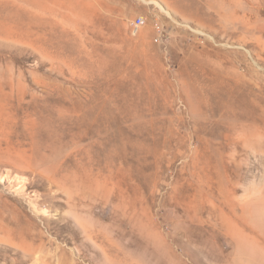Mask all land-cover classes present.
<instances>
[{
	"label": "rangeland",
	"instance_id": "1",
	"mask_svg": "<svg viewBox=\"0 0 264 264\" xmlns=\"http://www.w3.org/2000/svg\"><path fill=\"white\" fill-rule=\"evenodd\" d=\"M40 1L0 2V264H264V0Z\"/></svg>",
	"mask_w": 264,
	"mask_h": 264
},
{
	"label": "bare ground",
	"instance_id": "2",
	"mask_svg": "<svg viewBox=\"0 0 264 264\" xmlns=\"http://www.w3.org/2000/svg\"><path fill=\"white\" fill-rule=\"evenodd\" d=\"M34 1L35 2H33L31 0H0L2 5H4V4L10 5V6L16 8L19 11L25 10V11H29L33 15H36V14H38L41 11L40 5H42V6H44V5L41 3L40 0H34ZM51 13L53 14V11H51ZM1 17L4 18V15L2 13L0 14V18ZM0 27H2L4 29V24L0 25ZM6 31H8V32L6 33L5 36L9 37L12 32L9 31V30H6ZM1 38H2V41L5 40L2 35H0V39ZM16 38H17V40L26 43L25 41L21 40L18 36ZM27 44H29L28 41H27Z\"/></svg>",
	"mask_w": 264,
	"mask_h": 264
},
{
	"label": "built area",
	"instance_id": "3",
	"mask_svg": "<svg viewBox=\"0 0 264 264\" xmlns=\"http://www.w3.org/2000/svg\"><path fill=\"white\" fill-rule=\"evenodd\" d=\"M145 22H146V20L144 19V17L139 16L133 21V25H134V27H140V26L145 25ZM158 39L159 38H157V40Z\"/></svg>",
	"mask_w": 264,
	"mask_h": 264
}]
</instances>
